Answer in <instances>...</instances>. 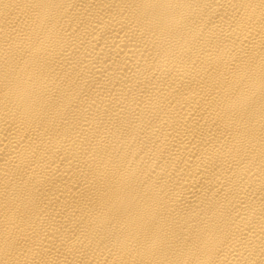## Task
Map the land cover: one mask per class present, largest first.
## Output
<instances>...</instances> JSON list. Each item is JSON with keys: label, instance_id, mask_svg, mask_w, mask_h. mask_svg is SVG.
<instances>
[{"label": "bare ground", "instance_id": "6f19581e", "mask_svg": "<svg viewBox=\"0 0 264 264\" xmlns=\"http://www.w3.org/2000/svg\"><path fill=\"white\" fill-rule=\"evenodd\" d=\"M0 264H264V0H0Z\"/></svg>", "mask_w": 264, "mask_h": 264}]
</instances>
